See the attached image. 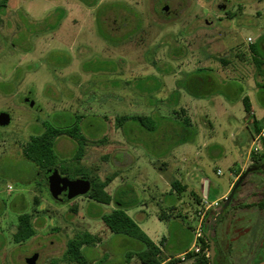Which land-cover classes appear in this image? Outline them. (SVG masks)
<instances>
[{
  "label": "rangeland",
  "instance_id": "rangeland-1",
  "mask_svg": "<svg viewBox=\"0 0 264 264\" xmlns=\"http://www.w3.org/2000/svg\"><path fill=\"white\" fill-rule=\"evenodd\" d=\"M228 1L227 11H222L218 7L223 0H97L95 4L9 0L0 25V112L12 118L9 126H0V264H27L25 259L37 253L36 264H77L63 256L68 242L85 233L96 240L95 246L83 248L87 264H142L136 254L144 248L143 243L112 233L101 219L117 207L115 202L102 205L86 196L57 202L50 194L45 171L23 156L30 137L48 127L61 132L55 141L57 166L77 167L103 182L117 176L106 189L133 218L136 212H145L148 219L142 230L162 244L165 264H171L170 258L175 264L195 263L196 256H189L197 255L192 248L184 256L174 255L193 247V215L202 205L197 202L200 195L210 203L218 199L206 218V227L216 220L212 233L217 264L252 262L254 224L256 246L264 239V210L256 206L264 198V137L254 141L261 131L264 133L263 116L261 121L255 120L261 130L256 133L252 126L250 142L239 137L240 148L233 124L216 126L208 122V113L200 114L192 125L178 123L181 133L176 135L156 129L161 120L157 119L161 112L156 102L164 99L187 71L219 64L229 67L232 76L245 67L244 75H255L258 83L263 82L250 46L260 43L258 57L264 59V0ZM119 2L138 15L119 7ZM103 5L105 11L98 14ZM165 5L170 7L168 14L163 13ZM173 45L178 49L171 53ZM175 54L181 58L173 59ZM223 74L228 81L227 73ZM257 90L251 94L255 107L264 103V87ZM30 97L33 105L28 103ZM151 109L156 113L151 114ZM236 112L238 116L247 114L242 101L236 103ZM139 115L146 116V126L132 119L123 128L116 123L117 117ZM167 119L163 118L175 123ZM75 126L86 136L80 161L74 157L77 140L66 134ZM199 128L203 129L201 138ZM136 138L147 139V143L134 151L130 142ZM154 138H164L163 145L153 147ZM121 140L128 141L125 150H130L126 152L130 159L134 160L130 154L138 153V164L124 168L120 163ZM204 142L206 148L202 147ZM217 144L222 155L209 156ZM185 147L193 150L186 182L197 190L184 194V203L179 205L171 186L179 178L174 171L160 168L163 163L173 164V156ZM251 147L246 165L241 154L250 152ZM254 163L262 165V171L253 173L250 168ZM236 166H246L242 175L249 171L237 195L224 208L230 193L219 198L228 191ZM218 169L221 174H217ZM69 173L76 179L73 171ZM202 178L209 186L206 192L204 182L201 188L199 185ZM8 185L13 191L8 192ZM173 201L177 210L170 208ZM20 213L29 215L35 235L16 243ZM162 214L172 216L160 220L157 216Z\"/></svg>",
  "mask_w": 264,
  "mask_h": 264
},
{
  "label": "crops",
  "instance_id": "crops-1",
  "mask_svg": "<svg viewBox=\"0 0 264 264\" xmlns=\"http://www.w3.org/2000/svg\"><path fill=\"white\" fill-rule=\"evenodd\" d=\"M253 61H254V58H253ZM206 69H210L213 71L211 74H208V75H212L214 77L215 89L210 90V91L208 90V92H206V89H205L202 92H206V93L201 94L200 95L201 98H194L187 91H185L184 89H180L178 87L179 86L178 82L182 78L177 79L175 87L173 88V90L170 91L168 89V94H166V96H164V99H159V101L156 102L157 103L156 109L158 108L162 114V115L160 114V117H158L156 115V118L158 117L157 119H161V120H159V123L157 124L156 129L159 131H162V132H165L167 129V132L170 133V135H176L177 133H181L179 124H181V123L186 124L188 122L189 125H192L195 121L198 120V116L200 114L208 113V115L210 116V119L208 120V122L213 121V123L216 124V126L222 127L223 125L229 124V126H230L233 124V126L231 127L232 130L237 129L236 133L233 134L237 147H239V141H241V140H239L240 136H243V139L246 141V143L250 142L251 136L253 134L252 126L255 124V120L261 121L264 118V103H261L255 107L252 96H251L253 91L257 93V91H258L257 89H259V87H261L258 83V80H256V76L255 75H253V76L244 75V74H246L245 73L246 72L245 67H242L239 70L237 69L238 70L237 73L232 74V76H231V74H229V71H230L229 67H226V66L223 67L222 65H219V64H216V66L214 68H206ZM191 72H193V71H187L186 73H191ZM223 73H227L226 76L228 78L227 79L228 81H226L222 78L221 74H223ZM164 76H166V75H164ZM177 76H178L177 74L174 75V77L178 78ZM183 78H184V80L187 79L189 82L192 79V76L190 75L188 78H185V77H183ZM197 81L200 83L201 79L199 78V80H197ZM164 82H165L164 87L168 88V84L166 83L167 80H164ZM186 85H187L186 82L182 83L183 87ZM216 97H218V98H216ZM246 97L249 99V103L251 105V114L247 113V114H243V115L238 116L237 112H236V103L239 101L243 102V99ZM160 102H161L162 106L158 105V103H160ZM172 102L175 103V106L168 107L167 105L173 104ZM151 106H153V105H151ZM207 106H209L210 109L207 108ZM166 112H168V113L166 114ZM150 113L153 114L154 109H151ZM139 116L146 117L145 115H139ZM180 116L183 118L182 121L180 120ZM261 116H263V118H260ZM163 118H168L169 120L175 121V123H173L171 121L165 122L166 120H163ZM120 128H122V127H120ZM211 128H214V125H211ZM201 130H203V129L199 130L198 138L202 137V135H201L202 131ZM198 138H196V139H198ZM146 140L145 139L141 140V139L136 138V139H132L130 144L134 147V151H136L139 146L145 145L147 143ZM183 140H185V142L189 141L188 137L183 138ZM151 141H152L153 147L154 146L158 147L160 145H163L164 138H154ZM127 143H128L127 140L124 142H123V140H121V144L123 145V147L119 150V161L121 164H123L124 168H127V166H129V165H133V164L135 165L136 163L138 164V159L140 158V156H138L137 152L134 156H133V154H130L134 158V160H132L128 157L126 152H128L130 150H125V149H128ZM205 144L206 143L204 142L202 145L203 148L207 147V146H205ZM160 148L161 147L156 148L155 150H159ZM251 152H252V147L250 148V152L248 149L246 154L244 153V151L241 154L242 160H243V162L246 163V165L249 162ZM192 154H193V150L191 149V147L182 148L179 151L178 155L173 156L174 157L173 164L163 163L162 167L160 168V170L162 169V170H166V171H170V170L174 171L175 177L179 178V179H174V181L171 184L172 188L174 187V184H176V183L180 186L179 190H176V188H173L177 192V195H178L177 199L179 201V205H182V203H184L182 200L184 194H190V195L192 193L195 194L196 190H197V188H196L197 186L190 187L189 184L186 182V178L189 175V171H188L189 160H188V158L190 156H192ZM198 154H199V152H196L195 155H198ZM212 154L214 156L222 155L221 146H219L218 144L215 145L214 148H212L209 151V156H212ZM151 164H152V162H151ZM152 165H154V164H152ZM154 166H155V168L157 167L156 165H154ZM244 167H246V166H244ZM244 167L243 166L242 167H239V166L234 167L233 174H232L234 176V179L232 180L228 191L226 193H224L219 198V200L223 199L224 197H226L231 192V190L233 189V187H234L235 183L237 182V180L239 179V177L246 170ZM218 170H220V169H218ZM218 170H217V174H218ZM221 173H222V171H221ZM204 181L205 180L202 178L200 183H199L200 188H201V185ZM204 184L206 187H209L207 182H204ZM183 189H185V190H183ZM170 194L174 197L176 195L175 192L172 191V189L170 190ZM198 195H200V194L198 193ZM202 200L203 199H202L201 195H200V197L197 196V202L198 203H201ZM212 202H215V201H212ZM170 208H171V210H177V206H176L175 201L172 202ZM127 214L130 216V214L128 212H127ZM192 214H190V216ZM20 215H21V213L19 214V216ZM169 215L172 216V214H167V215L162 214L161 216H157V217L160 220H165V219H169L168 218ZM133 216H134V218L132 216H130V217H132L134 219V221L139 225V227L141 229H143V224H145L146 220L148 219L145 212L142 210L141 212H136L135 215H133ZM164 239H166V238L164 237ZM151 240L154 241L156 244H159L157 240H153V239H151ZM191 248H192V245L190 247H188L187 249H184V251H182V252H180L174 256H176V257L184 256L188 253V251H190ZM25 262H26V259H25ZM165 263L166 262H164V264Z\"/></svg>",
  "mask_w": 264,
  "mask_h": 264
},
{
  "label": "trees",
  "instance_id": "trees-1",
  "mask_svg": "<svg viewBox=\"0 0 264 264\" xmlns=\"http://www.w3.org/2000/svg\"><path fill=\"white\" fill-rule=\"evenodd\" d=\"M96 2L97 0H92L93 4H95ZM8 3H9V0H0V25L3 21L2 11L8 6ZM259 44H254V45H251L250 47H251L252 52L255 55L254 64L258 71V75L263 77V82L259 83V85L261 87H264V59L258 57V54H259L258 45ZM171 48H172L171 53L174 50L178 49L177 46L174 47V45ZM171 57L177 60L178 58H181V56L178 57L176 56V54L175 56L171 55ZM212 72L213 71L210 69L202 68V69L194 70L191 73H185L183 74L185 75V78H188L191 75L192 79L189 82L187 79H186L187 81L184 79H181L178 82V85H179L178 87L180 89H184L185 91H187L194 98H201L200 96L201 94L208 92V90L210 91V90L215 89L214 77L212 75H208V74H211ZM199 78L201 79L200 83L197 81L199 80ZM184 82H186L187 85L183 87L182 83ZM205 89H206V92H202ZM243 104H244L245 111L248 114H251V105L247 97L243 99ZM131 119L138 121L143 126H146L144 123L147 120V118L142 117V116H134L130 118L128 116L117 117L116 123L118 124L119 127L123 128L125 122ZM254 125H255V132L256 133L260 132L261 130L260 125L257 122H255ZM147 128L149 130H152L151 127H147ZM66 134L70 136L71 138H74L77 140L79 147L74 157L76 161H80L83 157L84 145L86 144V136L83 134L82 129L77 126L71 129H68ZM60 135H61L60 130L55 127L45 128L44 132L40 134L32 135L30 137V140L25 144L23 148V152H22L23 156L29 161L35 163L42 171L57 169L62 175H65L68 177L70 175L69 171H73L76 178H83V179L90 180L92 183V189L86 195V197L102 205H110L112 202H115V204L117 205V207L112 209L109 213L101 216V219L103 223L105 224V226L112 233L129 236L143 243L144 248L136 254L142 264H164L166 259H164L163 257L162 244H156L154 241H152L149 238V236H147V234L144 233V231L134 221V219L126 213L123 204L115 201L114 197L106 190L108 185L111 182H113V180L117 176L110 177L106 181L103 182V181H100V179L91 177L87 172L77 167L72 168L71 166L67 165L66 169H62L60 166H57L58 155L55 152V141L57 137H59ZM262 149H263L262 150L263 152H261V156L263 159L264 158V142L262 145ZM242 176L243 175H241L239 179ZM242 181L240 182V184L242 183ZM179 187L180 186L177 183L174 184V188H176V190H179ZM239 187L240 185L235 190L234 197L237 195ZM230 194H229V197H230ZM259 206L264 208V201L259 203ZM207 233H208V227H206V233H205L206 240L209 241L210 243L211 241L215 242V239L213 238L214 231L213 233L211 232L210 236H207ZM34 235H35V230L31 223L29 215L26 213L21 214L19 216V224L17 227V231L14 235V241L16 243H23L31 239ZM95 243H96V240L91 234L85 233L81 236L79 235L77 238L72 239L68 242L67 250L63 256V259L71 263L87 264L84 253H83V248L86 245L94 246ZM203 243H204L203 244L204 248H210V244L206 242H203ZM189 256H196V260L194 264H217L216 256L213 260L211 256L210 257H206L205 255L197 256V255H192L191 253H189ZM169 260L171 264L176 263V262H173L174 261L173 258H170Z\"/></svg>",
  "mask_w": 264,
  "mask_h": 264
},
{
  "label": "water",
  "instance_id": "water-1",
  "mask_svg": "<svg viewBox=\"0 0 264 264\" xmlns=\"http://www.w3.org/2000/svg\"><path fill=\"white\" fill-rule=\"evenodd\" d=\"M165 10H168V8H165ZM33 98H28V103L30 105H33ZM12 118L11 115L7 112H0V126L6 127L11 124ZM249 170H247L243 176L238 180V182L235 184L233 190L231 191L230 197L227 198L226 203L224 205V208H227L235 194V190L240 185V182L244 177L247 175ZM45 179L49 185V191L52 197L56 200H61L60 196L63 193H67L66 199L67 200H73L77 197H83L86 196L92 189V183L88 179L83 178H76V179H70L68 177H64L60 174L59 170L57 169H51L45 171ZM207 187L205 186V192ZM216 221V220H215ZM215 221H212L208 225V233L207 236L211 235L213 225ZM210 251H211V258L212 260L215 258L216 250H215V242L211 241L210 243ZM39 258V254H35L32 257L28 258L26 262L28 264H36ZM257 264H264V260L257 263Z\"/></svg>",
  "mask_w": 264,
  "mask_h": 264
},
{
  "label": "built area",
  "instance_id": "built-area-1",
  "mask_svg": "<svg viewBox=\"0 0 264 264\" xmlns=\"http://www.w3.org/2000/svg\"><path fill=\"white\" fill-rule=\"evenodd\" d=\"M251 41V39H249ZM264 121V120H263ZM261 137H264V133L261 131L260 134L254 140L257 142ZM218 174H221V171L218 170ZM13 191V186L8 185V192ZM201 207L194 213L193 218L196 220L195 228L193 229L194 234V242L192 251L197 255H205L206 257H210L209 248L203 247V242H207L205 233H206V218L209 213L210 208L217 206L218 201L210 203L207 199H203L201 202Z\"/></svg>",
  "mask_w": 264,
  "mask_h": 264
},
{
  "label": "flooded vegetation",
  "instance_id": "flooded-vegetation-1",
  "mask_svg": "<svg viewBox=\"0 0 264 264\" xmlns=\"http://www.w3.org/2000/svg\"><path fill=\"white\" fill-rule=\"evenodd\" d=\"M79 1H83V2H88V0H79ZM89 2H92V0H90ZM88 2V3H89ZM228 0H223V2H221V5L218 7L219 9H221L222 11H227V5H228ZM118 6L119 7H122L123 9H125L126 11H131V12H134L133 10H131V8L129 7V6H127V5H124V4H122V2L120 3L119 2V4H118ZM165 8H168V10H165ZM105 9H106V6L105 5H103V6H101V7H99L98 9H97V13L99 14V13H103L104 11H105ZM63 11L62 12H64V9H62ZM169 11H170V7L168 6V5H165L164 7H163V13L164 14H168L169 13ZM136 15H138V13L137 12H134ZM137 26V25H136ZM261 164H263V163H261ZM261 166L262 165H259V166H256L255 165V163L251 166V170H252V172L253 173H257V172H259V171H262V169H261ZM61 174V173H60ZM62 175V174H61ZM62 176H64V177H68V176H65V175H62ZM69 178V177H68ZM71 179V178H70ZM47 185H48V183H47ZM49 186V185H48ZM66 195H67V193H63L61 196H60V198H61V200H56L57 202H60V203H63V202H66V201H68L67 199H66ZM264 201V198H263V200L262 201H260L259 203H261V202H263ZM259 203H257L256 204V206H259ZM260 207V206H259ZM261 209H263L264 210V208H262V207H260ZM262 225H263V223H262ZM252 244H253V247H255V254H254V258H253V260H252V262L250 263V264H257V263H259V262H261V261H263L264 260V250L261 248V247H264V239H262L261 238V242H260V245L257 247L256 246V224H254L253 225V227H252ZM32 257V256H31ZM256 257H260L261 258V260L260 261H257L255 258ZM30 258V257H29ZM28 259V258H27ZM26 259V260H27ZM255 261V262H254ZM27 263V262H26ZM28 264V263H27Z\"/></svg>",
  "mask_w": 264,
  "mask_h": 264
}]
</instances>
